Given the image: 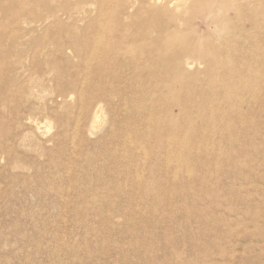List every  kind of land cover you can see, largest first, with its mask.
Instances as JSON below:
<instances>
[{
    "label": "rangeland",
    "instance_id": "obj_1",
    "mask_svg": "<svg viewBox=\"0 0 264 264\" xmlns=\"http://www.w3.org/2000/svg\"><path fill=\"white\" fill-rule=\"evenodd\" d=\"M115 3L0 0V264H264V96L242 110L261 137L251 127L234 143L190 148V163L173 169L176 182L161 186L165 197L81 189L82 171L92 170L87 151L109 166L108 154L132 146L107 110L83 125L86 105L78 103L79 93L100 92L78 72L75 42L104 31L102 14L110 18ZM177 4L171 28L202 31L197 19L184 23L192 0ZM57 14L61 23L52 22Z\"/></svg>",
    "mask_w": 264,
    "mask_h": 264
},
{
    "label": "bare ground",
    "instance_id": "obj_2",
    "mask_svg": "<svg viewBox=\"0 0 264 264\" xmlns=\"http://www.w3.org/2000/svg\"><path fill=\"white\" fill-rule=\"evenodd\" d=\"M115 1L110 18L102 14L110 25L75 42L73 53L83 63L78 72L92 75L87 88L100 92L79 93L78 103L86 105L83 125L93 127L107 110L132 146L124 155L108 154L110 167L105 155L87 151L92 170L82 171L79 185L117 198L137 192L163 198L161 186L176 182L173 169L190 163V148L234 143L236 133L251 127L260 136L242 110L257 109L264 96V0H192L184 23L197 19L204 26L194 36L171 28L181 0ZM52 22L62 21L57 14ZM227 31L234 36L223 38ZM68 49L60 50L63 58Z\"/></svg>",
    "mask_w": 264,
    "mask_h": 264
}]
</instances>
